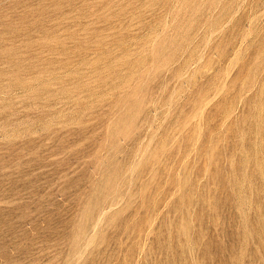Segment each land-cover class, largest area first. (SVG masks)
Segmentation results:
<instances>
[{
    "label": "rangeland",
    "instance_id": "374dc122",
    "mask_svg": "<svg viewBox=\"0 0 264 264\" xmlns=\"http://www.w3.org/2000/svg\"><path fill=\"white\" fill-rule=\"evenodd\" d=\"M0 264H264V0H0Z\"/></svg>",
    "mask_w": 264,
    "mask_h": 264
}]
</instances>
